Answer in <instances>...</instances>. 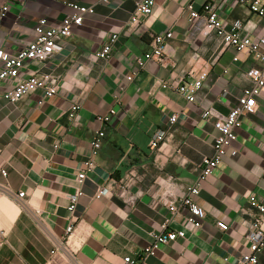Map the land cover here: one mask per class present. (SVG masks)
<instances>
[{"label":"crops","instance_id":"0c3cea01","mask_svg":"<svg viewBox=\"0 0 264 264\" xmlns=\"http://www.w3.org/2000/svg\"><path fill=\"white\" fill-rule=\"evenodd\" d=\"M136 1L94 6V13L85 15L63 42L61 54L44 65L28 64V73H47L57 80L59 91L53 98L39 105L37 92L8 104L0 95V166L7 171L0 184L25 194L23 204L0 194V264H45L53 239L64 235L71 219L81 221L89 233L77 256L84 264H122L125 256L150 245L162 231L168 204L185 197L198 166L212 155L217 135L213 122L224 119L250 87L245 72L254 61L239 54L233 62L234 50L221 47L213 32L200 21L189 23L183 12L189 2L199 11L210 5L226 27L240 20L244 33L255 37L264 21L246 6L237 0H156L145 22L130 26ZM4 4L0 0V9ZM70 5L92 6L94 0L11 5L0 24V47H25L40 18L57 25L74 13ZM167 32L172 34L167 65L151 61L139 70L136 59L149 50L152 36ZM111 34L118 35L111 58L100 60L95 54ZM202 72L207 78L195 102L174 91ZM73 106L79 109L70 118ZM112 108L116 114L108 123L96 120ZM205 111L211 113L208 119L202 117ZM174 114L178 119L170 125ZM99 131L105 134L102 146L71 214L68 197L78 187L77 175ZM158 131L167 138L152 153L150 139ZM131 170L141 177L131 187L133 204L113 195L94 197L99 188L112 187ZM252 195L264 204V92L255 114L242 119L232 149L193 196L206 211L202 227L194 229L187 221L189 212L178 207L167 230H183L185 239L161 247L147 264H237L247 252L245 236L256 215L248 202ZM220 221L227 224L226 232L217 228ZM259 264H264V251Z\"/></svg>","mask_w":264,"mask_h":264},{"label":"built area","instance_id":"2783aa9c","mask_svg":"<svg viewBox=\"0 0 264 264\" xmlns=\"http://www.w3.org/2000/svg\"><path fill=\"white\" fill-rule=\"evenodd\" d=\"M24 0H5V4L0 9V24L9 12L11 5L22 3ZM110 0H94L92 6L70 5L74 13L65 17L59 24L50 25L45 18H40L34 27V37L25 47L17 51H9L0 47V88L1 97L8 104H15L22 98L35 93H40L38 104L41 105L47 100L57 95L59 86L57 80L47 73L30 72L28 73V64L37 63L44 65L63 51V42L71 38L73 29L81 26L84 16L94 13V6L107 5ZM156 0H137L135 2L134 13L130 17L129 25H140L152 14ZM238 4L246 6L248 11L264 21V0H237ZM186 14V20L189 23L200 21L204 28L213 32L224 49H233L235 55L233 62L239 60V54H245L254 61V66L245 72V78L250 83V87L242 91L237 98V103L224 119H218L213 122V127L217 132L213 142V153L205 157L198 166L197 176L191 186L187 188V194L178 203H170L167 206L168 216L165 218L162 231L153 235V241L150 245L142 248L133 255H127L122 259V264H147V260L154 257L161 247L178 240H183L186 234L183 230L168 231L167 226L173 221L178 212V207H182L189 212L187 221L194 229H200L206 219V211L193 199L197 196L202 184L213 174V172L222 163L232 149L237 139V132L242 125V119L246 116L255 114L257 109V99L264 92V28L262 32L255 36H247L245 26L240 20L233 21L228 27L220 18L216 8L208 5L202 10H197L193 2H189L183 8ZM172 38L171 32L166 34H156L152 36L149 50L136 59L139 70L143 69L148 62H156L160 66L167 65V46ZM118 41L117 34L108 36L95 56L107 61L111 58L112 50ZM207 73L202 72L195 75L189 81H185L174 89L175 92L183 96L187 102H195L197 92L201 89ZM127 82L133 79V74L127 76ZM167 88L166 85L162 86ZM123 88H121L122 90ZM118 99L115 96V100ZM79 107L73 106L69 117L73 118ZM116 114L112 108L108 114L97 116L96 120L101 124H106L110 118ZM210 111H205L202 115L208 119ZM177 114L170 116L168 122L170 125L176 123ZM105 134L99 131L92 142L91 155L83 162V169L77 175L78 187L75 193L68 197L70 206L68 211L72 214L75 211L79 197L82 195L81 186L86 177V172L93 170L95 166L94 155L102 146V139ZM166 132L158 131L151 136L149 149L155 153L161 149L166 141ZM234 153V152H233ZM0 176L7 178V171L0 166ZM140 175L136 170H131L112 187L99 188L94 197L100 199L109 195L116 196L123 202L133 204L136 200L131 191V187L139 182ZM0 194L14 199L19 204H23L25 194L19 192L13 193L7 185L0 184ZM249 206L256 211L250 228L246 233L248 242L247 252L238 260L237 264H259V256L264 251V204L258 200L255 195L248 199ZM217 228L226 232L227 224L217 222ZM89 233L84 228L81 221L71 219L65 228L64 235L53 239L52 248L45 264H84L77 256L83 248Z\"/></svg>","mask_w":264,"mask_h":264}]
</instances>
